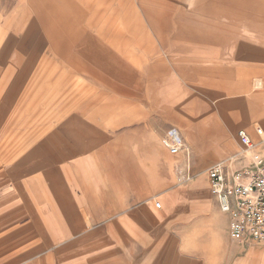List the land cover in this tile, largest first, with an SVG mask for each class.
I'll list each match as a JSON object with an SVG mask.
<instances>
[{
    "label": "crops",
    "instance_id": "0c3cea01",
    "mask_svg": "<svg viewBox=\"0 0 264 264\" xmlns=\"http://www.w3.org/2000/svg\"><path fill=\"white\" fill-rule=\"evenodd\" d=\"M2 1L25 50L5 73L27 69L5 84L38 105L1 158L0 264H264L208 174L264 157V0H201L191 25L152 3Z\"/></svg>",
    "mask_w": 264,
    "mask_h": 264
},
{
    "label": "built area",
    "instance_id": "2783aa9c",
    "mask_svg": "<svg viewBox=\"0 0 264 264\" xmlns=\"http://www.w3.org/2000/svg\"><path fill=\"white\" fill-rule=\"evenodd\" d=\"M237 135L243 151H249L253 146L249 137L243 131ZM162 139L170 154L188 152V146L175 130ZM208 174L211 192L221 211L231 216V238L239 242L252 240L264 247V157L254 153L250 166L232 171L230 175L224 172L221 162L210 167Z\"/></svg>",
    "mask_w": 264,
    "mask_h": 264
},
{
    "label": "rangeland",
    "instance_id": "374dc122",
    "mask_svg": "<svg viewBox=\"0 0 264 264\" xmlns=\"http://www.w3.org/2000/svg\"><path fill=\"white\" fill-rule=\"evenodd\" d=\"M201 0H128V4H131L134 10L143 15L141 10L145 11L146 7L152 3V9H162V12H168L171 18H187V24H192L194 10L197 8L198 3ZM10 8V11L8 10ZM13 6H6L3 4V1L0 0V30H4L3 34H0V172L6 171V166L3 165L1 158L3 156H8L10 152H15L11 150L8 146V142L14 141L15 139H24L26 133L24 131L25 127V114L29 116V112H34V108L38 105V100L35 98L26 97L24 94H21L20 89L21 85L18 88V91L13 93L12 84H5L4 78L9 77H21V71H26L27 69H16L13 68L10 71V74H6L7 69H5V62L8 60L16 59V55L25 54L20 43H23L22 37H19V31L17 32L19 16L17 10H11ZM7 10L9 12H7ZM7 12V13H6ZM186 12V15L183 16V13ZM182 13V14H181ZM10 17V18H9ZM186 24V21L184 22ZM22 32H20L21 34ZM6 36H3L5 35ZM13 40V44L10 47L9 51L3 49L4 40ZM8 42V41H7ZM6 42V44H7ZM25 51V50H24ZM12 71V73H11ZM21 79V78H19ZM11 81L13 79H10ZM38 87L35 88L34 92L37 95ZM42 107L50 106L53 102L49 99H41ZM38 107V106H37ZM26 116L27 118H29ZM19 150V149H18ZM5 163V162H4Z\"/></svg>",
    "mask_w": 264,
    "mask_h": 264
}]
</instances>
